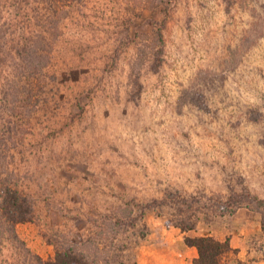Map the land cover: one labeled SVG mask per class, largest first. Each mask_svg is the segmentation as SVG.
<instances>
[{
	"label": "rangeland",
	"instance_id": "rangeland-1",
	"mask_svg": "<svg viewBox=\"0 0 264 264\" xmlns=\"http://www.w3.org/2000/svg\"><path fill=\"white\" fill-rule=\"evenodd\" d=\"M34 26L59 36L57 94L32 117L19 99L9 107L25 71L3 57L0 182L25 189L35 217L0 226V264H39L57 241L86 245L96 264H169L184 244L195 264L185 235L208 234L249 247L228 260L261 264L264 0H74ZM247 190L254 200L231 201ZM151 198L135 228L114 227L126 203L139 213Z\"/></svg>",
	"mask_w": 264,
	"mask_h": 264
},
{
	"label": "trees",
	"instance_id": "trees-1",
	"mask_svg": "<svg viewBox=\"0 0 264 264\" xmlns=\"http://www.w3.org/2000/svg\"><path fill=\"white\" fill-rule=\"evenodd\" d=\"M73 1L0 0V75L2 74V65L8 62L7 60H3L5 59L3 57L8 56L11 52L20 56L21 65H18V62H16V65L25 71L18 77L19 80H17V84L22 88L17 93L21 99L16 94L13 95L12 91L9 92L10 98L9 100L7 98L9 107L15 103L16 108L17 104L14 99H19V104L24 108L26 114L32 117L40 109L43 102L46 100L49 102V98H52L51 94H57L55 87L58 76L55 70L54 73L51 72V67L53 68L54 66L55 45L59 41V36L54 34L50 36L51 38H48L42 32H39L38 29L35 30L36 27L34 25L39 24L41 16L47 11L50 14L59 5H72ZM226 1L227 9L230 10L236 0ZM38 16L39 18L37 19ZM56 26L57 24L54 27ZM163 31L160 28L157 34L158 48L155 51L156 63L154 64L156 69H159L164 63L166 37ZM4 81L8 86V83L12 79L7 77ZM49 95L50 97H48ZM11 98L13 101L10 100ZM43 106L45 107L46 104H43ZM253 113H257V111L253 110ZM38 134H40L39 131ZM0 137V140H5L3 136ZM231 195H233L231 201L233 199V201L238 202V205L245 202V199H255V195L249 190L244 193H234ZM158 201L157 198H151L148 201L145 200V203L140 206L141 210L139 213L135 210L136 205L139 203L135 204V202H131V205L126 203L131 208L123 210L122 214L125 218L124 216L121 217L120 214L117 215V213L113 216L116 219L114 227H119V229L121 226L124 229L135 228L138 221L146 215L147 208H152L153 204H156ZM258 204L263 210L262 227L264 228V200H259ZM228 209H231V206ZM34 217L35 201L33 197L25 189L3 178L0 182V226L4 227L8 224L7 226L10 229L15 230L19 223L30 221ZM114 224H112V227ZM179 226L183 231L191 228V226L185 224L184 220L179 223ZM185 242L187 245L194 246L198 250V255L193 259L195 264H245L243 260H228L227 256L229 254L239 251L238 247L233 246L230 237L219 239L211 234L197 236L185 235ZM54 247L55 253L53 255L43 257L40 254H36L39 264L97 263L91 249L86 247V245L80 246L72 243L59 244L57 241ZM234 260L238 262L236 263Z\"/></svg>",
	"mask_w": 264,
	"mask_h": 264
},
{
	"label": "crops",
	"instance_id": "crops-1",
	"mask_svg": "<svg viewBox=\"0 0 264 264\" xmlns=\"http://www.w3.org/2000/svg\"><path fill=\"white\" fill-rule=\"evenodd\" d=\"M167 230H169V229H167ZM232 244L234 245V247H241L240 248V256L241 257L245 256L247 253L250 252L249 247L243 246L242 242H240L238 240L237 236L232 237ZM181 246H182V252L181 251H176L174 249V247H172L170 250H168V253H164L161 256V258L164 259V260L167 259L169 264H191L190 263V258H188L186 252H187V250H190L191 251L190 253H191V256H192L193 252L195 251L194 248H192V247L191 248L190 247L186 248V246L184 244L181 245ZM147 253H150V252H147ZM158 255H160V254H158ZM148 257H149V255H148ZM150 257H151V255H150ZM258 262L261 263V264H264V257L259 259L256 263H258ZM166 264H167V262H166Z\"/></svg>",
	"mask_w": 264,
	"mask_h": 264
}]
</instances>
